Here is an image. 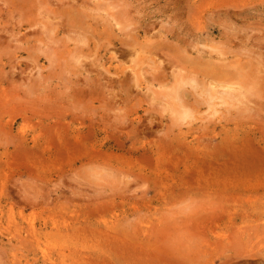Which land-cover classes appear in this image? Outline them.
I'll use <instances>...</instances> for the list:
<instances>
[{"label":"rangeland","instance_id":"rangeland-1","mask_svg":"<svg viewBox=\"0 0 264 264\" xmlns=\"http://www.w3.org/2000/svg\"><path fill=\"white\" fill-rule=\"evenodd\" d=\"M178 1L0 0V264H264V0Z\"/></svg>","mask_w":264,"mask_h":264},{"label":"bare ground","instance_id":"bare-ground-1","mask_svg":"<svg viewBox=\"0 0 264 264\" xmlns=\"http://www.w3.org/2000/svg\"><path fill=\"white\" fill-rule=\"evenodd\" d=\"M20 1H21V0H20ZM25 1H26V0H25ZM29 1H30V0H29ZM180 1H182V0H180ZM180 1H178V2H180ZM184 1H185V0H184ZM184 1H183V3H184ZM64 2H65V1H64ZM169 2H170V1H169ZM185 2H187V1H185ZM82 3H83V2H82ZM172 3L174 4L175 2H173V0H172ZM173 4H172V6H173ZM179 4H180V3H179ZM179 4H178L177 7H180V6H181V4H180V6H179ZM186 4H188V3H186ZM15 5H16V4H15ZM19 5H20V4H19ZM125 5H126V4H125ZM170 5H171V4H170ZM73 6H74V5H73ZM73 6H72V7H73ZM166 6H168V2H167V4H166ZM175 6H176V3H175ZM182 6H183V5H182ZM184 6H185V5H184ZM79 7H80V6H79ZM85 7H86V6H85ZM87 7H88V6H87ZM173 7H174V6H173ZM73 8H74V7H73ZM174 8H175V7H174ZM174 8H173V9H174ZM188 8H189V7H188ZM20 9H21V8H20ZM165 9H166V8H165ZM175 9H177V8H175ZM177 10H178V9H177ZM79 11H80V10H79ZM165 11H166V10H165ZM70 13H71V12H70ZM72 13H74V12H72ZM76 13H78V12H76ZM82 14H84V13H82ZM67 16H68V15H67ZM71 16H72V15H71ZM71 16H69V17H71ZM73 16H74V15H73ZM76 17H79V16H75L74 19H76ZM58 19H59V18H58ZM77 19H78V18H77ZM148 19H149V17H148ZM63 20H64V19H63ZM68 21H69V19L67 20V22H68ZM57 22H58V21H57ZM60 22H61V20H60ZM62 22H64V21H62ZM152 22H153V21H152ZM65 23H66V21H65ZM69 23H70V22H69ZM57 24H59V23H57ZM60 25H61V24H60ZM67 25H68V24H67ZM72 26H73V25H72ZM138 26H139V25H138ZM149 26H150V24H149ZM149 26H148V27H149ZM60 27H61V26H60ZM63 27H64V26H63ZM146 27H147V26H145V28H146ZM25 28H26V27H25ZM53 28H54V27H53ZM61 28H62V27H61ZM66 28H67V27H66ZM69 28H70V27H68V30H69ZM0 29H1V28H0ZM72 30H73V29H72ZM74 30H75V29H74ZM144 31H145V29H144ZM66 32H67V31H66ZM24 35H25V34H24ZM29 37H30V36H29ZM128 37H129V36H128ZM102 38H103V37H102ZM102 38H99V39H102ZM127 40H128V39H127ZM130 40H131V39H130ZM119 42H121V41L119 40ZM130 42H131V41H130ZM132 42H133V41H132ZM153 42H154V41H153ZM121 43H122V42H121ZM153 44H154V43H152L151 45H153ZM163 44H164V43H163ZM123 45H125V44H123ZM132 46H134V44L131 45V47H132ZM140 46H141V45H140ZM140 46H139V47H140ZM159 46L162 48L161 45H159ZM131 47H130V48H131ZM157 47H158V46H157ZM155 48H156V46H155ZM155 48H154V49H155ZM132 49H133V51H134L135 48H132ZM132 49H131V50H132ZM151 49H152V48H151ZM126 50H127V49H126ZM128 50H129V49H128ZM158 50H160V49L158 48ZM210 50H212V49L210 48ZM129 51H130V50H129ZM153 51H155V50H153ZM199 51H200V50H199ZM124 52L126 53V51H124ZM200 52H201V51H200ZM121 53H122V52H121ZM129 53H130V52H129ZM204 53H205V52H204ZM119 54H120V53H119ZM205 54H206V53H205ZM208 54H209V53H208ZM212 54H213V53H212ZM216 54H217V53H216ZM216 54H215V56H216ZM219 54H220V53H219ZM249 54H250V53H249ZM83 55H84V54H83ZM191 55H192V54H191ZM196 55H197V54H196ZM222 55H223V54H222ZM84 56H86V55H84ZM125 56H126V55H125ZM218 56H219V55H218ZM248 56H249V55H248ZM202 57H203V56H201L200 59H201ZM206 57H207V56H205V59H206ZM210 57H211V56H210ZM250 57H251V56H250ZM188 58H189V57H188ZM190 58H191V57H190ZM198 58H199V55H198ZM212 58H213V57H212ZM216 58H217V56H216ZM221 58H222V56H221ZM252 58H253V57H252ZM202 59H204V57H203ZM202 59H201V60H202ZM217 59H218V58H217ZM219 59H220V56H219ZM224 59H225V58H224ZM226 59H227V58H226ZM254 59H255V58H254ZM187 60H188V59H187ZM187 60H186V61H187ZM206 60H207V59H206ZM210 60H211V59H210ZM202 61H203V60H202ZM204 61H205V60H204ZM207 61H208V60H207ZM207 61H206V64H207ZM215 61H216V60H215ZM254 61H255V60H254ZM188 62H189V61H188ZM198 62H200V61H198ZM198 62H196V63L198 64ZM213 62H214V61H213ZM218 62H219V61H218ZM222 62H223V61H222ZM245 62H246V61H245ZM200 63H201V62H200ZM204 63H205V62H204ZM209 63H210V61L208 62V64H209ZM233 63H234V62H233ZM158 64H159V63H158ZM208 64H207V66L209 67ZM221 64H222V63H221ZM223 64H224V63H223ZM223 64H222V65H223ZM248 64H249V63H248ZM202 65H203V64H202ZM216 65H217V64H216ZM216 65H215V68H216ZM236 65H237V64H236ZM243 65H244V64H243ZM246 65H247V63H246ZM159 66H160V65H159ZM203 66H205V65H203ZM237 66H238V65H237ZM254 66H255V65H254ZM262 66H263V65H262ZM198 67H199V65H198ZM200 67H201V65H200ZM211 67H212V65H211ZM204 68H205V67H204ZM206 68H207V67H206ZM215 68H214V69H215ZM223 68H224V67H223ZM236 68H237V67H236ZM239 68H241V67H239ZM154 69H155V68H153V70H154ZM202 69H203V68H201V70H202ZM207 69H210V67L207 68ZM207 69H205V70H206V71H209V70H207ZM211 69H212V68H211ZM211 69H210V70H211ZM201 70H200V68H199V71H201ZM216 70H217V69H216ZM262 70H263V69H262ZM262 70H261V71H262ZM122 71H123V69H122ZM197 71H198V70H197ZM203 71H204V69H203ZM211 71H213V70H211ZM193 72H195V69H194ZM213 72H214V71H213ZM216 72H217V71H216ZM135 73H136V72H135ZM189 73L192 74V72H189ZM197 73H198V72H197ZM202 73L204 74V72H202ZM202 73H201V74H202ZM206 73H207V72H206ZM184 75H185V74H184ZM188 75H189V74H188ZM188 75H187V76H188ZM205 75H206V74H205ZM210 75H211V74H210ZM213 75H214V74H213ZM196 76H198V75H195V78H196ZM184 77H185V76H184ZM153 78H154V77H153ZM188 78H189V77H188ZM197 78H198V77H197ZM197 78H196V79H197ZM201 78H202V77H200V79H201ZM203 78H204V76H203ZM121 79H122V78H121ZM185 79H187V78H184V80H185ZM198 79H199V78H198ZM200 79H199V80H200ZM76 80H78V79H76ZM187 80H188V79H187ZM187 80H186V82H187ZM199 80H198V81H199ZM203 80H204V79H203ZM74 81H75V80H74ZM180 81H182V80L180 79ZM192 81H193V80H192ZM198 81H197V82H198ZM204 81H205V80H204ZM212 81H213V80H212ZM212 81H211V82H212ZM214 81H215V79H214ZM193 82H194V81H193ZM261 82H262V80H261ZM181 83L183 84V81H182ZM195 83H196V82H195ZM198 83H200V82H198ZM212 83L215 84V82H212ZM221 83H224V82H221ZM263 83H264V82H263ZM123 84H124V83H123ZM191 84H192V83H191ZM196 84H197V83H196ZM206 84H207V82H206ZM256 84H257V82H256ZM175 85H176V84H175ZM199 85H200V84H199ZM215 85H218V84H215ZM215 85H213V86H215ZM220 85H221V84H220ZM79 86L82 87L81 85H79ZM79 86H78V87H79ZM180 86H181V85H180ZM200 86H201V85H200ZM210 86H211V85H210ZM213 86H211V87H213ZM227 86H228V85H227ZM258 86H259V85H258ZM76 87H77V85H76ZM190 87H191V86H190ZM195 87H197V86H195ZM202 87H203V86H202ZM217 87H218V86H217ZM217 87H216L215 89H218ZM225 87H226V86H225ZM204 88H205V87H204ZM204 88H203V89H204ZM230 88H231V87H230ZM234 88H235V87H234ZM73 89H74V88H73ZM76 89H77V88H76ZM82 89H83V88H82ZM178 89H179V88H178ZM184 89H185V88H184ZM184 89H183V90H184ZM211 89H212V88H211ZM226 89H227V88H226ZM240 89H241V88H240ZM240 89H239V90H240ZM258 89H259V88H258ZM237 90H238V89H237ZM259 90H260V89H259ZM72 91H73V90H72ZM80 91H81V90H80ZM202 91H203V90H202ZM216 91H217V90H216ZM263 91H264V90H263ZM73 92H74V91H73ZM83 92H84V91H83ZM192 92H193V90H192ZM197 92H198V91H197ZM199 92H200V91H199ZM207 92H209V91H207ZM212 92H213V89H212ZM214 92H215V91H214ZM218 92H220V91H218ZM218 92H217V94H218ZM223 92H224V91H223ZM228 92L231 93L230 91H227V94H228ZM243 92H244V90H243ZM261 92H262V91H261ZM179 93H180V92H179ZM194 93H195V91H194ZM202 93H203V92H202ZM202 93H201V94H202ZM182 94H183V93H182ZM190 94H191V93H189V95H190ZM199 94H200V93H199ZM208 94H209V93H208ZM234 94H236V93H234ZM238 94H240V93H238ZM245 94H246V93H245ZM260 94H261V93H260ZM184 95H185V94H184ZM184 95H181V96L183 97ZM209 95H210V94H209ZM214 95H215V93L213 94V96H214ZM222 95H223V94H222ZM228 95H229V94H228ZM241 95H242V94H240L239 97H241ZM211 96H212V95H211ZM234 96H236V95H234ZM192 97H193V96H192ZM196 97H197V96H196ZM198 97H199V95H198ZM223 97H224V96H223ZM223 97H222V98H223ZM228 97H229V96H228ZM230 97H231V96H230ZM194 98H195V97H194ZM214 98H215V97H214ZM236 98H237L238 100L240 99V98H238L237 96H236ZM181 99H182V98H181ZM212 99H213V98H212ZM191 100H192V99H191ZM205 100H207V99L205 98ZM213 100H214V99H213ZM219 100H221V99L219 98ZM219 100H218V101H219ZM227 100H228V99H227ZM230 100H231V99H230ZM247 100H248V99H247ZM183 101H185V100H183ZM188 101H189V100H188ZM211 101H212V100H211ZM240 101H243V100H240ZM245 101H246V99H245ZM245 101H244V102H245ZM260 101H261V100H260ZM179 102H180V101H179ZM207 102H208V100H207ZM238 102H239V101H238ZM238 102H237V103H238ZM246 102H247V101H246ZM188 103H189V102H188ZM211 103H212V102H211ZM226 103H227V102H226ZM190 104H191V103H190ZM217 104H218V103H217ZM217 104H216V106H218ZM222 104H224V103H222ZM232 104H233V103H232ZM210 105H211V104H210ZM183 106H184V105H183ZM185 106L188 107V105H186V104H185ZM213 106H214V104H213ZM241 106H242V105H241ZM248 106H249V105H247V107H248ZM180 107H181V106H180ZM189 107H190V106H189ZM225 107H226V106H225ZM245 107H246V106H245ZM183 108H184V107H182V110H183ZM213 109H214V107L212 108V110H213ZM217 109H218V108H217ZM184 110H185V109H184ZM184 110H183V111H184ZM201 110H202V109H201ZM214 111H215V110H214ZM218 111H220V110H218ZM218 111H217V112H218ZM187 112H188V111H187ZM217 112H216V113H217ZM208 113H209V112H208ZM208 113H207V115H208ZM211 114H213V113H211ZM211 114H210V115H211ZM214 114H215V113H214ZM205 116H206V115H205ZM207 118H208V117H207ZM203 120H205V119H203ZM203 120H202V121H203ZM201 125H202V124H201ZM202 126H204V125H202ZM43 254H44V253H43Z\"/></svg>","mask_w":264,"mask_h":264}]
</instances>
